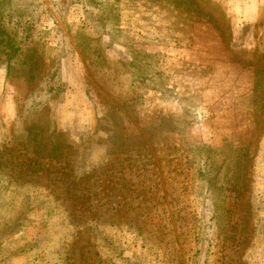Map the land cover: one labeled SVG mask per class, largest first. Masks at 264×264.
<instances>
[{
	"label": "rangeland",
	"instance_id": "374dc122",
	"mask_svg": "<svg viewBox=\"0 0 264 264\" xmlns=\"http://www.w3.org/2000/svg\"><path fill=\"white\" fill-rule=\"evenodd\" d=\"M0 264H264V0H0Z\"/></svg>",
	"mask_w": 264,
	"mask_h": 264
}]
</instances>
